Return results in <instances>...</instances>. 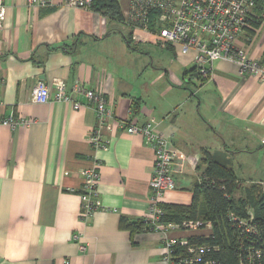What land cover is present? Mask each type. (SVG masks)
<instances>
[{
  "label": "crops",
  "instance_id": "1",
  "mask_svg": "<svg viewBox=\"0 0 264 264\" xmlns=\"http://www.w3.org/2000/svg\"><path fill=\"white\" fill-rule=\"evenodd\" d=\"M26 1L3 0L0 28V264H165L161 232L121 226L122 218L146 216L154 161L143 136L126 128L151 121L180 151L171 168L178 190L163 202L188 205L206 154L232 160V146H264V83L240 78L226 61L214 62L212 77L202 80L192 54L163 50L173 56L166 65L154 63L149 44L130 49L124 21L68 7L65 0ZM118 2L124 19L129 0ZM242 46L249 58L264 61V23ZM38 81L49 87L47 104L32 102ZM58 83L67 94L77 83L112 106L106 150L93 151L88 142L96 120L84 94H74L83 105L74 110L52 99ZM10 115L31 123L10 130L1 125ZM94 167L99 182L92 199L100 207L82 219L79 172ZM189 232L170 236L211 233Z\"/></svg>",
  "mask_w": 264,
  "mask_h": 264
},
{
  "label": "built area",
  "instance_id": "2",
  "mask_svg": "<svg viewBox=\"0 0 264 264\" xmlns=\"http://www.w3.org/2000/svg\"><path fill=\"white\" fill-rule=\"evenodd\" d=\"M48 0H27L28 6H46ZM95 0H65L71 8L90 9ZM6 17V7L0 0V28ZM124 26L129 30L133 45L149 44L162 50L172 49L177 55L192 54L194 70L202 80H209L213 75V63L226 61L236 65L240 78L252 77L264 83V61L249 58L242 46V38L256 32V24L264 23V0H129L125 13ZM190 90L197 86L189 84ZM84 94L86 106L95 114L94 130L88 137L93 151L106 150L107 139L105 127L114 118L113 108L107 104L102 94L85 90L75 83L71 94H67L64 83L55 86L53 100L71 103L74 110L83 105L73 96ZM51 101L49 87L38 81L32 90V102L47 104ZM31 120L16 118L12 115L1 121V125L15 130L27 127ZM154 124L149 121L141 126L131 125L126 128L128 134L143 136L154 154L153 172L149 181V208L143 218L152 231H159L163 236V256L165 264H198L203 256L212 250L207 244H194L189 239H177L170 236L172 231L212 230L211 223L198 220L190 224L160 223L159 204L167 192L175 190L176 183L171 173L173 161L180 151L172 147L168 139L155 132ZM83 183L81 186L80 218L86 219L99 209L93 201L99 182L97 167L79 172ZM203 181L200 177L199 183ZM260 194L264 196V180L255 182ZM246 216L229 214L228 220L241 231V237L250 236L248 246L242 252L237 264H256L264 251V224L255 220L253 210L246 208ZM262 225V226H261ZM211 233L203 235L208 237ZM252 236V237H251ZM74 239L77 235L73 236ZM258 244H260L258 246ZM84 250L83 246H80ZM206 264H214L208 261Z\"/></svg>",
  "mask_w": 264,
  "mask_h": 264
},
{
  "label": "trees",
  "instance_id": "3",
  "mask_svg": "<svg viewBox=\"0 0 264 264\" xmlns=\"http://www.w3.org/2000/svg\"><path fill=\"white\" fill-rule=\"evenodd\" d=\"M90 9L118 22H121L123 17L118 0H95ZM125 40L130 49H135L136 45H132L130 33L126 35ZM204 162L206 167L202 175L203 181L194 187L191 203H160L159 222L188 225L204 220L211 223L212 230L208 237L202 235L189 239L191 243L212 247L198 264H206L208 261H213L214 264H237L242 256L241 251H245L248 246L250 236L241 237L240 229L229 222L227 216L233 214L245 217L246 208H251L255 220L264 224V196L260 194L254 182L245 186L246 182L238 179L231 168V160L224 156L210 157L206 154ZM121 223V226L131 233L151 230L149 223L143 218L135 221L122 218ZM187 228L184 226L182 229ZM256 264H264V251Z\"/></svg>",
  "mask_w": 264,
  "mask_h": 264
},
{
  "label": "rangeland",
  "instance_id": "4",
  "mask_svg": "<svg viewBox=\"0 0 264 264\" xmlns=\"http://www.w3.org/2000/svg\"><path fill=\"white\" fill-rule=\"evenodd\" d=\"M125 19V17H124ZM123 17L121 21H124ZM152 53L150 54L154 63L157 61H164L168 65L169 61L167 58L173 59V56L166 51H163L161 48L151 45ZM163 51V52H161ZM209 108L212 110V106L209 105ZM245 145H236L229 148L230 151H233V158L231 160V168L233 169L235 175L242 181L252 180H264V146H259L258 148H246ZM245 184H248L245 183ZM178 190L176 183L175 192ZM171 193V192H167ZM166 194V195H167ZM188 234H195V232L190 231Z\"/></svg>",
  "mask_w": 264,
  "mask_h": 264
},
{
  "label": "water",
  "instance_id": "5",
  "mask_svg": "<svg viewBox=\"0 0 264 264\" xmlns=\"http://www.w3.org/2000/svg\"><path fill=\"white\" fill-rule=\"evenodd\" d=\"M196 76H197V74H196Z\"/></svg>",
  "mask_w": 264,
  "mask_h": 264
}]
</instances>
